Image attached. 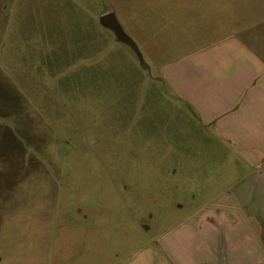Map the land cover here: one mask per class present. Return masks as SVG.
I'll return each instance as SVG.
<instances>
[{
    "label": "rangeland",
    "instance_id": "374dc122",
    "mask_svg": "<svg viewBox=\"0 0 264 264\" xmlns=\"http://www.w3.org/2000/svg\"><path fill=\"white\" fill-rule=\"evenodd\" d=\"M106 3L0 0V102L23 106V206L0 214V264H120L193 211L177 200L209 194L188 197L197 166L229 168L158 65L103 33L123 24Z\"/></svg>",
    "mask_w": 264,
    "mask_h": 264
},
{
    "label": "crops",
    "instance_id": "0c3cea01",
    "mask_svg": "<svg viewBox=\"0 0 264 264\" xmlns=\"http://www.w3.org/2000/svg\"><path fill=\"white\" fill-rule=\"evenodd\" d=\"M106 2L103 16L123 17L124 26L107 21L103 33L115 32L158 65L172 95L230 162L222 173L197 166L202 189L188 197L209 194L190 207L177 200L193 211L120 264H264V0ZM0 180V214L8 216L23 206V106L2 101ZM166 192L187 194L175 185Z\"/></svg>",
    "mask_w": 264,
    "mask_h": 264
},
{
    "label": "clouds",
    "instance_id": "9594fccd",
    "mask_svg": "<svg viewBox=\"0 0 264 264\" xmlns=\"http://www.w3.org/2000/svg\"><path fill=\"white\" fill-rule=\"evenodd\" d=\"M132 264H139V260H135V259H134V260L132 261Z\"/></svg>",
    "mask_w": 264,
    "mask_h": 264
}]
</instances>
